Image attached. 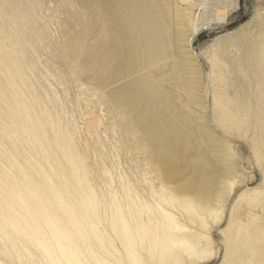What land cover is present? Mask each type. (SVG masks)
Returning a JSON list of instances; mask_svg holds the SVG:
<instances>
[{"label":"bare ground","instance_id":"bare-ground-1","mask_svg":"<svg viewBox=\"0 0 264 264\" xmlns=\"http://www.w3.org/2000/svg\"><path fill=\"white\" fill-rule=\"evenodd\" d=\"M201 1H187L184 10L179 11L174 5L167 6L168 0H98L117 26L118 50L111 69L106 74L101 70L93 73L91 80L104 90L122 82L108 94L115 109L127 113L125 121H133L142 132L141 140L148 145L149 152L145 164H136L149 170L143 169L137 177L132 176L137 178L134 183L121 162L112 159L111 168L117 171L114 174L102 161L104 144L100 138L94 139L95 158L99 155L101 158L96 174L101 178V185L95 187L89 183L84 173L78 179L84 193L76 195L72 205L64 201L63 193L75 196L78 190L66 191L67 181L59 187L52 185L48 173L38 181L31 172L25 171L29 185L24 187L19 183L15 187L0 183V220L7 235L34 240L54 264H203L205 259L217 254L212 251L213 230L226 219L227 203L236 193L240 178H246L247 174L232 152L224 159L218 156L223 153L222 149H231L228 141L215 143L205 119L202 120L205 116L196 111L206 108L191 48L195 35L205 26L203 17L199 22L193 14ZM262 19L261 14L254 19L256 28H263L257 32L258 36L253 31L249 33L256 37V42L244 56L240 39L231 41L235 42L232 47H237L236 53H241L236 67L262 84L257 104L253 106L255 121L251 122L249 103L240 101L239 90L232 98L228 88L222 86L215 91L214 102L225 114L219 119L223 125L238 126V130L253 127L259 131L252 139V151L264 171ZM229 48L226 51L231 54ZM220 57L227 56L215 53L211 58L212 78L224 83ZM168 87L184 92L188 102H181ZM232 102L236 105L234 109ZM27 114L23 111L21 117ZM58 117L64 120V129L57 144L67 146L72 156L79 157L77 170L73 172L83 171L86 155L78 149L74 135L66 133L71 132V123L61 114ZM100 122L96 123L98 127ZM52 125L60 128V121ZM43 127L40 120L31 127L37 141L46 137ZM201 141L214 144L211 155L210 146H204ZM195 144L199 149L193 152ZM150 165L156 175H152ZM58 173L63 175L61 171ZM178 178L187 180L178 184ZM260 187L261 190L249 194L243 192L239 201L249 209L258 204L264 208L261 202L264 181ZM49 190L55 202L48 195ZM233 214L223 230L228 236L221 264H264V224L252 213V220L245 223Z\"/></svg>","mask_w":264,"mask_h":264},{"label":"rangeland","instance_id":"rangeland-1","mask_svg":"<svg viewBox=\"0 0 264 264\" xmlns=\"http://www.w3.org/2000/svg\"><path fill=\"white\" fill-rule=\"evenodd\" d=\"M88 1L92 0H0V183H10L14 187L19 183L24 187L29 185L24 177L25 171L31 172L38 181L47 177L48 173L52 185L59 187L67 181L66 191L74 193L78 190L75 196L63 193L64 201L69 205L75 201L76 195L84 193L78 182L84 173L89 183L95 187L96 184L101 185V178L96 176L101 158L100 155L96 157L97 160L95 158L94 139L100 138L105 146L102 150L104 166L111 168L112 159L120 161L123 170L129 173L134 183L137 178L132 176L137 177L143 169L149 170L147 166L136 164H145L144 159L149 152L148 145L141 140L142 132L133 121H125L127 113L121 109L116 110L108 94L122 82L104 90L98 88L95 80H91L93 73L101 70V73L106 74L115 62L118 30L98 0L93 4ZM168 1L170 3L167 2V6L174 5L179 11L184 10L187 1L191 2ZM202 1L198 8H194L193 14L199 22L203 17L202 23L205 26L195 35L191 48L198 65V82L204 90L206 108H198L196 111L205 116L202 120L205 119L215 143L225 144L228 141L231 149H222L224 154L218 156L224 159L228 152H232L244 174H247L246 178H240L242 181L236 193L227 203L224 213L226 219L213 230L212 251L217 254L205 259L203 263L221 264L226 255L228 236L223 230L232 213L244 223L252 220V213L264 224L262 204L249 209L246 203L239 201L243 192L249 194L261 190L264 181V171L260 169L262 165L256 162L252 151V139L259 131L253 127L249 130L240 127L238 130V126L223 125L219 119L225 117V114L214 102L215 91L222 86L228 88L232 98L239 90L242 95L240 101L249 103L252 109L250 119L251 122L255 121L256 109L253 106L257 104L256 97L262 84L257 79L245 76L236 67L241 53H236L237 47H232L235 42L231 41L240 39L239 42L243 44L242 56L253 47L251 44L256 42V37L249 33L253 31L258 36L257 32L263 28L259 26L257 29V21L254 19L261 14L264 25V0ZM228 47L231 54L226 51ZM215 53L227 56L226 59L220 57L223 60L220 68L225 77L224 83L212 78L211 58ZM186 76L194 77L190 74ZM168 89L179 96L181 102H188L184 92ZM261 103L264 109V98ZM235 106L232 102L233 109ZM23 111L28 114L21 117ZM60 114L71 123V132L66 133L74 135L78 149L86 155L83 161L85 170H79L78 173L73 170H77L79 157L76 154L72 156L67 146L57 144L64 129V120L58 117ZM38 120L42 122V132L46 134L40 141L36 140L31 130ZM58 120L60 128L52 125ZM98 120L101 121L99 127L96 124ZM201 143L210 146L211 155L214 144L209 141ZM182 144L185 145V142ZM198 149L197 144L195 148L192 147L193 152ZM59 171L63 175L60 176ZM111 171L117 173L112 168ZM152 175H156V171L153 170ZM186 180L178 178L177 183ZM48 192L55 202L52 191ZM120 197L124 200V196ZM261 202L264 204L263 195ZM16 207L19 208V205ZM238 212L243 214L239 216ZM42 231L45 233V230ZM33 241L17 234L7 235L0 220V264H54Z\"/></svg>","mask_w":264,"mask_h":264}]
</instances>
